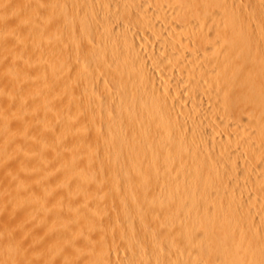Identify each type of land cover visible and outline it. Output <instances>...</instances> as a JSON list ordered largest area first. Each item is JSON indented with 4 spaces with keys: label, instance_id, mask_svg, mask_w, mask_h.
Masks as SVG:
<instances>
[{
    "label": "bare ground",
    "instance_id": "6f19581e",
    "mask_svg": "<svg viewBox=\"0 0 264 264\" xmlns=\"http://www.w3.org/2000/svg\"><path fill=\"white\" fill-rule=\"evenodd\" d=\"M2 1L23 262L264 264V0Z\"/></svg>",
    "mask_w": 264,
    "mask_h": 264
},
{
    "label": "rangeland",
    "instance_id": "374dc122",
    "mask_svg": "<svg viewBox=\"0 0 264 264\" xmlns=\"http://www.w3.org/2000/svg\"><path fill=\"white\" fill-rule=\"evenodd\" d=\"M2 2L3 1L1 0L0 3ZM0 7H1V4H0ZM0 12H1V8H0ZM0 22H1V18H0ZM8 40H9V32H6V30L3 28L2 23H0V147L2 146V148H0L1 149L0 150V181L3 183L2 185H0V201H3V202L6 201L10 209L16 210V206L13 205L14 201H12L13 203L10 204L9 201L4 197L5 192L3 190L7 185L8 187L6 188L8 190V193L11 192V195L13 196V198L16 199V197L20 193L21 187L19 185V179L22 174V166H21L22 163L19 160L21 158L20 157V141L18 142L19 140L18 126L21 120V114H20L21 110H20V105L18 106V102H17L19 101V104H20V94H19L20 84H19V76H18L19 75L18 71L20 68V64H19L20 63V50L18 49V47L14 46V44H10L11 42H9ZM6 44L8 45L10 44V45L8 46ZM5 147H7V149ZM7 180L10 184L7 182ZM2 186H5V187L2 188ZM6 214H8L7 211L0 212V253H1L0 260L2 261L3 259L5 261L10 256V258L12 259L9 258L10 259L9 264H14V263L19 264L20 262H21L20 264L34 263L33 261L34 257L31 256L32 254L29 255L30 259L28 258L30 262L26 261L27 259L25 260V262H23L24 260L22 259V257L19 256V253H20L19 250L21 249V245H22V241H21L22 239L20 240V237H22V233L20 232V230L16 228H13V230L14 229L15 230L11 231L9 228H12V227H9L7 224L3 223L4 222L3 217H5L4 215ZM24 216L26 215H23V217ZM23 217H21V219L23 220V221L21 220L22 221L21 223L24 228V226L25 225L27 226L28 223L26 222V218L24 217L25 218L24 219ZM26 217H31V216L28 215ZM32 218L30 219L32 220ZM25 222L27 224L24 225ZM18 231L20 232L21 235L19 234ZM19 240L21 241V243H19ZM29 249H30L29 252L31 253L32 245L30 246ZM4 253H6L7 258ZM11 253L13 254L11 255Z\"/></svg>",
    "mask_w": 264,
    "mask_h": 264
}]
</instances>
